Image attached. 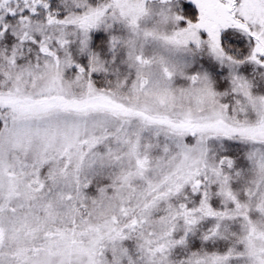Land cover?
I'll return each mask as SVG.
<instances>
[{
	"label": "snow or ice",
	"instance_id": "snow-or-ice-1",
	"mask_svg": "<svg viewBox=\"0 0 264 264\" xmlns=\"http://www.w3.org/2000/svg\"><path fill=\"white\" fill-rule=\"evenodd\" d=\"M0 264H264V0H0Z\"/></svg>",
	"mask_w": 264,
	"mask_h": 264
}]
</instances>
